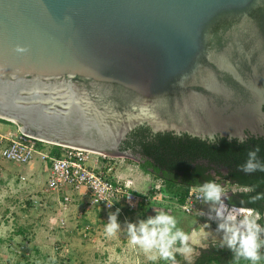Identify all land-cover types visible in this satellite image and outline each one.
<instances>
[{"label":"water","instance_id":"obj_1","mask_svg":"<svg viewBox=\"0 0 264 264\" xmlns=\"http://www.w3.org/2000/svg\"><path fill=\"white\" fill-rule=\"evenodd\" d=\"M263 105L264 0H0V119L24 134L132 157L139 126L264 137Z\"/></svg>","mask_w":264,"mask_h":264},{"label":"rangeland","instance_id":"obj_2","mask_svg":"<svg viewBox=\"0 0 264 264\" xmlns=\"http://www.w3.org/2000/svg\"><path fill=\"white\" fill-rule=\"evenodd\" d=\"M2 124L7 125L5 127L9 128L11 132L16 130L13 124ZM110 156L113 158L112 162L119 160L124 165L128 164L135 167V169L137 167V172L141 171L138 168L137 160L131 157L118 154ZM125 169L122 166L118 168V171L132 181L133 178L127 176L130 175V172ZM141 174L144 176L143 178L147 179L148 186L146 187V184L138 179L135 181L136 183L132 182V188L150 195L148 216H154L156 212L166 209L168 214L177 218L178 227L185 232H191L197 229L199 225L207 223L209 227L206 231L210 235L205 241L206 245L208 246L210 242L221 244L222 233L216 230L218 221L214 218V212L210 213V208L214 206L203 202L195 213L186 215L181 212L176 199L163 192V187L157 179L143 172ZM16 182L12 179L6 183L2 179V175L0 177V264H168L167 261L160 259L155 251L145 252L141 248L138 251L134 250L136 252L130 253V256L122 261H114L115 259L111 261L112 257L107 255L106 251L102 253L93 247L96 242L94 243L91 240L92 236L91 239L81 236L74 211L77 210L76 204L78 201H74L72 207L74 214L71 213L66 217L67 223L65 227L61 228L58 216H55L56 197L36 193L39 194L38 198H41V200H48V208L28 206L26 202H31V200L27 192H24L23 198H19L17 193L12 191L11 185L15 186ZM155 188L158 189L155 190ZM43 196H46V198H43ZM72 197L74 200L77 198L76 195ZM24 211L28 213L23 214ZM210 215L213 217L212 219H209ZM50 217L56 220L51 223L49 221ZM134 220H131V223L137 222V220ZM17 228L22 231L20 234L15 231ZM64 244L67 245L65 251L55 249L56 246L61 247ZM200 249H197L198 253ZM152 256L157 258L151 259ZM177 264H187V262L181 256ZM260 264H264V262H260Z\"/></svg>","mask_w":264,"mask_h":264},{"label":"trees","instance_id":"obj_3","mask_svg":"<svg viewBox=\"0 0 264 264\" xmlns=\"http://www.w3.org/2000/svg\"><path fill=\"white\" fill-rule=\"evenodd\" d=\"M257 145L260 146L258 159L264 163V137L246 133L245 143L240 144L237 139L229 140L219 136L202 139L186 133L179 135L172 132L154 133L147 126H139L127 134L120 150L139 154L140 160L137 161L139 169L157 179L163 187V192L174 197L179 205L184 202L189 188L209 179L219 177L217 182L221 185L233 184L246 188V191L228 194L230 199H222L231 207L259 210L262 219L258 223L264 226V200L249 203L250 197L258 192L264 193V172L246 174L238 167L247 159V152ZM223 168L226 169V173L222 172ZM147 206L149 202L139 207L145 215L144 218L148 217L145 213ZM164 211L167 212L166 209ZM261 252L264 253V248ZM180 259L181 256L177 255L176 261ZM193 264H248V262L235 258L233 252L227 247H222L220 243H212L200 252Z\"/></svg>","mask_w":264,"mask_h":264},{"label":"built area","instance_id":"obj_4","mask_svg":"<svg viewBox=\"0 0 264 264\" xmlns=\"http://www.w3.org/2000/svg\"><path fill=\"white\" fill-rule=\"evenodd\" d=\"M13 125L16 127L14 132L0 133V177L4 162L21 166L30 163L37 156L48 166V176L41 193L56 197L61 228L65 227V214L71 211L74 201L81 202V207L75 213L78 220H83L94 209L114 212L124 218L126 211H136L142 204L151 201L150 195L133 190L130 179L112 176L113 158L110 155L52 144L24 134L18 125ZM222 186L227 194L246 191V188L233 184ZM192 188H189L184 202L179 205L181 212L186 215L195 213L203 204L197 194L191 191ZM73 195L77 196L76 200ZM228 207L243 214L239 212L243 209ZM90 231V226L84 225L80 234L83 238H89ZM66 247L64 244L55 249L65 251Z\"/></svg>","mask_w":264,"mask_h":264},{"label":"clouds","instance_id":"obj_5","mask_svg":"<svg viewBox=\"0 0 264 264\" xmlns=\"http://www.w3.org/2000/svg\"><path fill=\"white\" fill-rule=\"evenodd\" d=\"M18 53H25L26 48L17 46ZM232 135L229 140L233 139ZM240 144L245 143L246 137H235ZM260 146L257 145L247 152V159L239 169L246 174L257 171L264 172V163L258 159ZM219 177L206 180L204 183L194 186L191 191L197 194V198L206 204L214 207L210 208V213H215L217 231L222 233L221 246L227 247L237 259H242L248 264H260L264 260V226L258 221L262 219V214L255 208L241 210L243 214L231 210L224 204V199H230L225 188L217 182ZM255 190L254 188L252 189ZM264 200V193H256L250 197L249 203ZM242 209V208H240ZM117 213L119 209L116 210ZM203 214V213H201ZM213 217L210 215L209 219ZM108 223L105 225V232L113 236L118 232L119 225L116 223V214H110ZM209 227L207 223L199 225L191 232H185L178 227L177 218L165 211L156 212L154 216L140 219L136 223H127V234L130 243L138 246L145 252L158 253V257L171 264H177L176 256H182L187 264H193L195 257L199 254L197 249L207 247L210 233L206 231ZM156 259V256L150 257Z\"/></svg>","mask_w":264,"mask_h":264},{"label":"crops","instance_id":"obj_6","mask_svg":"<svg viewBox=\"0 0 264 264\" xmlns=\"http://www.w3.org/2000/svg\"><path fill=\"white\" fill-rule=\"evenodd\" d=\"M1 122H4V121H0V133L11 132L9 128L5 127L7 125L2 124ZM112 165H113V170L111 173L112 176L120 177L122 179H127L126 176L122 175L118 171V168H121L122 166H124V169L127 168L125 170H128L127 172H130V175H127V176L133 178L132 180L133 183L137 181L138 179H140L143 183L146 184V187L148 186L146 182L147 179L143 178L144 176H142L141 174L142 171L137 172L136 170L137 167L135 169V167H132L128 164L124 165L119 160L116 162H113ZM116 166H118V168H116ZM47 176H48V166H45L37 156H35L34 159L30 163L21 165V166L14 165L8 162L3 163V168H2L3 181L6 183L12 179L14 180V182L17 181L15 186L11 185L12 191L16 192L17 197L19 198H23L24 192L25 193L27 192L29 199L31 200V202L29 201L26 202L28 206L34 205V207H40L43 209L48 208L47 206L48 200L45 199L43 201L41 200V198H38V195L39 194L41 195V190L45 187ZM135 192L142 193L139 190H135ZM36 193H39V194H36ZM43 198H46V196H43ZM76 205H77V210H78L81 207V202H78ZM54 206H56L55 216L57 217V210H58L57 200ZM72 207H71V211L65 214V219L67 216H69V214L71 213L74 214V211L76 213L77 210L73 211ZM149 207H150V203H149V206L146 207L147 210L145 211L147 216H148V212L150 211L148 209ZM136 211H132V212L126 211L124 218L120 216L119 214H116V223L119 225V229H118V232L113 236H109L105 232L104 224L109 222L108 221L109 215L115 214L114 212L108 213V212H103V211L94 209L91 212H89L83 220H78L77 218L75 219L79 224V227H80L79 230H81L82 226L84 225L90 226L91 231H90V236L88 239H91V236H92L91 240L94 243L96 242V245H94L93 247L97 249V251L102 252V253L106 251L107 255H110L112 257L111 261H113V259H115L114 261H122L123 259H126L127 256L129 257L130 253L132 252L134 253L138 251L140 248L130 243V237L127 234V223L128 222H131V220H134L135 217H136L135 220L137 221L140 219H146L144 218L145 216L144 213L139 208ZM25 213H28V212L24 211L23 214ZM18 214L20 215V213ZM54 220L56 219L55 218L53 219L51 217L49 218V221L51 223ZM66 223H67V220H66ZM15 231L17 232V234H20V232H22L19 228H17Z\"/></svg>","mask_w":264,"mask_h":264},{"label":"flooded vegetation","instance_id":"obj_7","mask_svg":"<svg viewBox=\"0 0 264 264\" xmlns=\"http://www.w3.org/2000/svg\"><path fill=\"white\" fill-rule=\"evenodd\" d=\"M263 110H264V105H263ZM256 137H259V136H256ZM125 139H126V137H125ZM124 141H125V140H123V141L120 143L119 147H118V149H119L120 152H123V151L120 150V147H121V144H122ZM125 152H130V154H131V156H132L131 158H133V159H135V160H137V161L140 160V155H139V154H132V152L129 151V150H127V151H125ZM222 172H223V173H226V169L223 168V169H222ZM212 243H213V242H210L209 244H212ZM208 246H209V245H208ZM208 246H207V247H208ZM207 247H205V248H201V249H200V252H201L202 250L206 249ZM200 252H199V254H200ZM199 254H198L196 257H198ZM196 257H195V258H196ZM194 260H195V259H194Z\"/></svg>","mask_w":264,"mask_h":264},{"label":"bare ground","instance_id":"obj_8","mask_svg":"<svg viewBox=\"0 0 264 264\" xmlns=\"http://www.w3.org/2000/svg\"><path fill=\"white\" fill-rule=\"evenodd\" d=\"M12 123H14V122H12ZM239 212L243 213L242 211H239Z\"/></svg>","mask_w":264,"mask_h":264}]
</instances>
